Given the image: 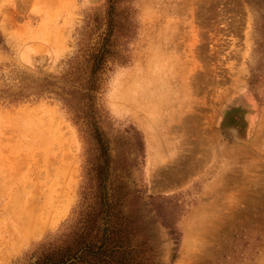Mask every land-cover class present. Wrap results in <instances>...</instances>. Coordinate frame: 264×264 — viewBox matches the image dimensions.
Here are the masks:
<instances>
[{"label":"rangeland","instance_id":"rangeland-1","mask_svg":"<svg viewBox=\"0 0 264 264\" xmlns=\"http://www.w3.org/2000/svg\"><path fill=\"white\" fill-rule=\"evenodd\" d=\"M105 4L0 0V264L53 239L87 183L92 130L37 92L104 31L130 39L96 107L146 263L264 264V0H127L124 36Z\"/></svg>","mask_w":264,"mask_h":264},{"label":"trees","instance_id":"trees-1","mask_svg":"<svg viewBox=\"0 0 264 264\" xmlns=\"http://www.w3.org/2000/svg\"><path fill=\"white\" fill-rule=\"evenodd\" d=\"M124 2L106 0L112 19L105 21L111 31L117 28L116 34L125 22L130 23L128 15L122 16L127 11L121 7ZM107 34L79 41L60 77L47 81L37 92L59 101L80 127L89 125L96 149L89 154L88 180L80 186L71 216L53 239L27 255L25 264H147L140 191L130 187L129 168L112 154V140L101 126L96 107L108 71L128 60L130 39H107Z\"/></svg>","mask_w":264,"mask_h":264}]
</instances>
